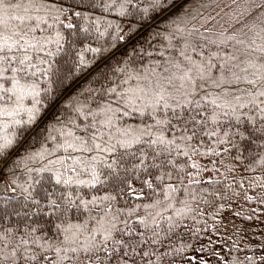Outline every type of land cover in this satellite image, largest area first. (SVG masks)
<instances>
[{"label":"snow or ice","instance_id":"1","mask_svg":"<svg viewBox=\"0 0 264 264\" xmlns=\"http://www.w3.org/2000/svg\"><path fill=\"white\" fill-rule=\"evenodd\" d=\"M144 2L149 6L140 8L139 5ZM175 2L176 0H119L121 15L128 14L129 6L137 8L139 26L133 22L127 31L117 26L115 34L109 36V42L98 44L96 47L88 45L77 49L73 41L68 51L64 52L63 35L56 31V25L64 23L60 16L65 9L54 7L47 0H0V115L18 116L21 112L19 101L26 96L32 98V106L24 109L27 118L23 121L13 119V124L20 129L19 133L11 135L0 133V173L5 170L15 171L21 163L42 161L52 154L41 142L43 126L40 122L44 116L43 102L38 99L41 91L49 99L50 104H54L58 96L53 92V83L57 86L56 92H59L61 86L67 91V88L75 84L76 80L85 73L96 76L97 82L110 80L108 69L109 60L113 58L111 53L121 44L128 45L132 42V53L128 54L127 60L118 61L116 68L113 69V73H118L121 79L115 81L114 86L105 88L101 85L102 98L110 97V99L97 103L95 109L87 106L86 103L82 104L80 98L84 95V91L88 95L93 92L101 93V90L92 86L86 76L87 88L79 95L69 94L63 101L65 108L70 109L69 114H74L75 119L70 122L65 121L63 124L65 143L58 145V148L97 153L86 162L87 167L81 169V171L90 170L91 180H73L72 177H65V172L52 170L55 164L63 161H49L39 169H29V181L33 179V172L36 173V184L40 183L39 177L43 172H51L56 184L76 183L94 186L99 180L94 165L102 162L112 171L117 182L128 183L129 188L131 183L128 176L141 179L139 173H146L156 181L163 182L166 177L171 179L174 171H182V167L177 163V157L188 156L186 149H191L189 142L199 135L200 126H206L209 121L216 122L218 117L216 109L229 107L233 112L235 111L232 107L233 100L227 98L228 93L214 96L207 93L199 96L201 90L209 84L222 88L225 84L231 85L243 81L258 89L249 103L255 104L257 99L264 97V27L256 33L261 42L257 44L255 39H250L246 47V34L245 37H238L224 36L220 33L213 38L211 34L205 36L196 28L189 29L187 26L177 28L176 31L185 33L179 41V57H169L166 63L157 65L147 72L129 71L133 67V55L143 51L135 47L132 38L152 18L150 12L163 14L173 8ZM252 2L255 3L256 0ZM111 3L116 4L117 0H111ZM262 5L264 0L256 4L257 7ZM182 22L185 25L191 23V21ZM64 26L70 29L75 27L71 23ZM84 31L87 32L88 29L85 28ZM38 32L44 35H37ZM52 32H56L55 36L51 34ZM104 35V32H99V36ZM167 39L171 47V41L176 37L171 35ZM230 42L233 43L231 49L228 48ZM52 44L56 46L55 50L49 48ZM237 45L241 47H236ZM62 52L68 58L65 63L70 66L64 70L52 71V61L45 57L56 56ZM39 53H43V57L39 56ZM85 53H91V59ZM161 55L163 56L164 53ZM97 64L99 67L91 71ZM214 71L219 75H213ZM37 76L46 78L48 87L41 90L38 81L34 79ZM70 77V83L65 85ZM123 85L128 87L125 88ZM241 99V96H235V101ZM260 103L264 104V100ZM13 104L16 106H8ZM209 106L212 111L206 112ZM260 110L264 112V107ZM132 112L140 115L147 113L155 124L141 130L139 135L131 134L128 129L117 130L119 135L114 134L112 130L116 128L118 116L131 115ZM60 119L57 116V122ZM78 121H83V124ZM167 126H171L172 138H166L163 131H160L154 138L143 140L144 136H152L153 128L163 129ZM3 127L7 128L8 125ZM64 128L69 130L63 131ZM72 129L79 130L81 134L77 135ZM69 137L71 140L68 139ZM178 141L184 142L183 146ZM37 143H40L41 150L33 151ZM137 145L142 146L133 151ZM103 154L115 158L107 162ZM128 160L132 161L131 165L122 168L127 175L121 176V166L126 165ZM73 163L79 165L80 160ZM192 167L197 168L198 172L204 171L199 165L193 164ZM194 182L199 183L195 178L188 181L189 185ZM143 183L148 188H153L152 180L144 179ZM180 183L183 184L184 180L180 179ZM204 183L217 182L209 178ZM16 187L22 189L21 195L24 199L19 201L12 197L0 196V221L12 216H26L28 213L25 209L28 205H40L41 200H46L47 207L62 216L73 208L79 210L83 207L87 210L89 204L99 207L104 201L115 198L105 196L99 201L96 198L89 201L79 197L73 200L69 197L58 200L51 191L41 189L37 192L33 183H27V186L16 185ZM176 190L172 185L168 186L169 195ZM218 191L215 188L211 190L202 188L194 189L188 194L197 203L203 201L210 204L211 200L207 197L216 196ZM145 207H155V205ZM194 210L186 203L185 208L175 215L183 216L186 212ZM134 214L135 209H132L127 213V218H122L123 214L113 213L107 206L101 207L96 228L81 230L76 226L77 231L72 234H69L70 228L65 229V238L58 246L39 245L41 248L48 247L54 252L53 256H46L33 250L30 245H37L35 239L30 240L27 236H21L18 240L14 237L10 238V233L6 235L8 230L0 224V264H21V262L39 264L41 260L50 264H176L183 259V247L171 245L167 248L162 247L161 233L168 235L179 227L175 218H166L165 230L155 216L137 217L132 220ZM247 259L252 264H256L254 257ZM261 259L264 260V257Z\"/></svg>","mask_w":264,"mask_h":264},{"label":"trees","instance_id":"2","mask_svg":"<svg viewBox=\"0 0 264 264\" xmlns=\"http://www.w3.org/2000/svg\"><path fill=\"white\" fill-rule=\"evenodd\" d=\"M47 2L54 7L65 9L60 16L64 23L56 25V31L63 35L64 52L68 51L73 41L77 49L88 45L96 47L98 44H107L109 36L115 34L117 26L124 31H127L133 22L139 26L137 8L129 6L128 14L121 15L119 0L116 4H112L111 0H47ZM258 3H261V0H256L255 3L252 0H176L174 7L163 14L150 12L149 15L152 18L132 38L135 47L143 51L133 55V67L129 71L147 72L151 68H156L157 65L166 63L169 57H179V41L185 33L176 31V29L185 26L189 29H199L205 36L211 34L213 38L220 33L224 36L238 37H245L246 34L245 47L250 39H255L259 44L261 41L256 33L264 27V18H262L264 5L257 7ZM148 6L147 2L139 5L140 8ZM182 21H191V23L185 25ZM69 23L75 27L70 29L64 26ZM85 28L88 29L87 32L84 31ZM99 32H104L105 35L101 37ZM51 34L55 36L56 32ZM37 35L42 36L44 33L38 32ZM171 35H175L176 39L171 41L170 47L167 37ZM232 47L233 43L230 42L228 48ZM49 48L55 50L56 46L52 44ZM130 53H132V42L128 45L121 44L112 50L113 58L109 60L110 80L108 81L97 82L96 76H89L85 73L76 80L75 84H71L67 91H64V86H61L59 92H56L57 86L53 83V92L58 96L54 104H50L49 99L41 91L38 97L43 102L42 107L44 108V116L40 122L43 126L41 142L52 154L42 161L21 163L15 171L5 170L0 173V196L12 197L19 201H23L24 198L21 195L22 189L16 185L27 186V183H33L37 192L41 189L53 192L58 200L69 197L73 200L79 197L89 201L93 198L99 201L105 196L115 198L111 201H104L99 207L89 204L87 210L83 207L79 210L73 208L62 216L48 208L46 200H41L40 205L29 204L25 209L28 213L26 216H12L0 221L3 228L8 230L6 235L10 233V238L14 237L17 240L21 236H27L30 240L35 239L38 242L37 245H30L33 250L46 256H53L54 252L48 247L41 248L39 245L58 246L65 238V229L70 228L69 234H72L77 231L76 226H79L81 230L96 228L101 207L107 206L112 209L113 213L123 214L122 218H127V213L135 209L132 220L137 217L155 216L165 230L167 229V217L177 220L178 228L168 235L161 233L163 248L169 245L184 248L183 259L177 261L176 264H252L247 259L248 257H254L256 264H264V260L261 259L264 257V112L260 110L264 107V104L260 103L264 97L257 99L255 104L249 103L248 101L255 96L258 89L243 81L234 82L231 85L225 84L222 88L209 84L199 92V96L207 93L213 96L228 93L227 98L233 100L232 107L235 111L233 112L229 107L216 109L218 113L216 122L209 121L206 126H200L199 135L189 142L191 149H186L188 156L177 157V163L182 167V171H174L171 179L166 177L163 182H159L146 173H139L141 179L129 175L128 179L131 183V188H129L128 183L117 182L112 171L104 163L97 162L94 167L99 180L94 186L76 183L56 184L51 172H43L39 177V184L35 183L37 177L33 172V179L29 181L28 170L39 169L49 161H63V163L55 164L52 170L65 172V177H72L73 180H91L90 170L81 171V169L86 168V162L97 153L58 148V145L65 143L62 132L63 124L65 121L70 122L75 119L74 114H69L70 109L65 108L63 101L69 94L79 95L87 88L88 81L93 87L101 90V93L93 92L88 95L84 91V95L80 98L82 104L86 103L87 106L95 109L97 103L110 99V97L102 98L101 85L105 88L114 86V82L121 79L118 73H113V69L116 68L118 61L127 60ZM161 53L164 55L162 56ZM38 55L43 57V53ZM85 55L89 59L92 57L91 53H85ZM253 55H259V53H253ZM45 59L52 61V71L64 70L70 66L65 63L68 58L63 55V52L56 56L45 57ZM95 67H99V64L91 71H95ZM213 75H219V73L214 71ZM86 76L88 81H85ZM34 79L38 81V87L41 90L48 87L46 78L37 76ZM70 81L71 77L65 85ZM123 87L126 88L128 85H123ZM235 96H241L242 99L235 101ZM8 106L15 107L16 105ZM31 106L32 98L26 96L19 101L21 112L18 116L0 115V133L18 134L20 129L13 124V119L25 120L27 117L24 109ZM205 111L211 112V106ZM57 116L61 118L59 122H57ZM78 122L83 124V121ZM153 124L155 121L147 113L140 115L132 112L131 115L118 116L116 128L112 131L119 135L117 130L128 129L131 134L139 135L141 130ZM3 125H8V127L5 128ZM68 130V128L63 129V131ZM72 130L76 131L77 135L81 134L79 130ZM160 131H163L166 138H172L171 126H167L163 129L153 128L152 136H144L143 140L154 138ZM44 137L48 139L44 140ZM68 139L71 140L70 137ZM178 143L182 146L184 144L182 141ZM141 146L137 145L133 151ZM40 150V143H37L33 151ZM103 155L107 162L115 158ZM78 159L80 164H74L73 162ZM131 162L128 160L126 165L121 166V176L127 175L122 168L130 166ZM193 164L199 165L204 171L198 172L197 168L192 167ZM73 168L76 170L73 171ZM150 171L155 170L150 169ZM193 178L199 183L194 182L189 185L188 181ZM209 178L217 183H204ZM144 179L153 181L152 189L143 183ZM180 179L184 180L183 184L180 183ZM169 185L177 189L170 195L168 194ZM202 188L219 190L216 196L207 197L211 200L210 204L203 201L197 203L188 194L194 189ZM121 189L124 190L121 191ZM186 203L195 210L177 217L175 214L184 209ZM146 205H155V207H145ZM228 211H231L230 223L225 220V214ZM39 264H50V262L41 260Z\"/></svg>","mask_w":264,"mask_h":264},{"label":"rangeland","instance_id":"3","mask_svg":"<svg viewBox=\"0 0 264 264\" xmlns=\"http://www.w3.org/2000/svg\"><path fill=\"white\" fill-rule=\"evenodd\" d=\"M225 220L230 223V220H232V217H231V211H228L226 214H225Z\"/></svg>","mask_w":264,"mask_h":264}]
</instances>
